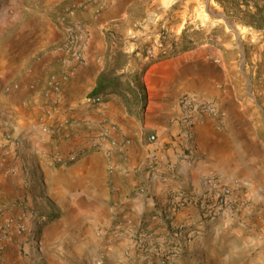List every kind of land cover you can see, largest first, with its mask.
Returning <instances> with one entry per match:
<instances>
[{
	"label": "crops",
	"instance_id": "obj_1",
	"mask_svg": "<svg viewBox=\"0 0 264 264\" xmlns=\"http://www.w3.org/2000/svg\"><path fill=\"white\" fill-rule=\"evenodd\" d=\"M90 1L86 11L69 16L65 24L78 26L88 42L83 65L72 64L65 57H43L21 72L15 63L18 52L0 55V199L5 203L4 215L31 207L47 218L41 228L44 251L34 255L36 264H140L131 244L134 233L155 230L161 236L164 229L156 218L170 196L180 187L200 196L209 190L210 180L217 178L244 194L248 209L233 218L235 226L228 225L226 217L203 224L199 241H195L199 237L180 240L182 254L171 264H212L210 251L218 240H209L218 231H222L220 250L225 251L219 257L222 264L231 258L236 264H258L264 257V226L257 222L261 212H254L253 203L264 196V150H253L258 141L249 131L244 104L230 84L229 65L210 47L152 61L145 57L142 84L146 104L140 114L131 113L116 95L92 105L90 96L112 53L100 27L138 0H112L100 21L94 14L101 0ZM63 34L64 40V28ZM136 68L128 59L118 74H133ZM239 71L243 75L242 64ZM51 75L68 76L57 93L48 84ZM132 86L139 90L134 83ZM183 94L216 101L226 111L223 122L206 119L191 129L193 153L188 161L182 159L189 145L185 140L168 145L180 132L174 120ZM246 96L260 108L248 90ZM66 120L69 123L60 134L44 132V127ZM111 125L117 128L111 137H116L118 147L91 148L88 141ZM153 135L158 138L155 143L149 141ZM84 148L85 152L66 165L52 159L56 150L69 156ZM106 149H112L111 157ZM154 155L160 163L152 169L145 167ZM173 216L174 225L192 230L199 212L188 206ZM238 220L248 222L251 235L239 227L243 225ZM217 225L220 228L213 232ZM120 231L124 238L117 240L114 233ZM127 251L130 257H126ZM0 259V264H25L16 244L8 246Z\"/></svg>",
	"mask_w": 264,
	"mask_h": 264
},
{
	"label": "rangeland",
	"instance_id": "obj_2",
	"mask_svg": "<svg viewBox=\"0 0 264 264\" xmlns=\"http://www.w3.org/2000/svg\"><path fill=\"white\" fill-rule=\"evenodd\" d=\"M67 1L0 0V55H5L11 50L18 52L15 63L18 64V70L21 72L32 63L42 60L46 53L62 42L63 28L69 22V16L86 11L92 2L87 0L83 7L80 4H84L85 0H81L76 5L72 2L68 5ZM97 6L94 17L100 21L106 10L100 11V4ZM100 30L112 47L111 56L105 61V70L116 69L118 74L128 59L137 67L135 73L124 74L126 78H123L122 83L130 80L136 85L133 81L136 76L142 83V72L145 68L143 58L147 57L149 50L154 52V59L148 58L152 61L160 59L165 50L168 53L164 58L171 56L169 53L172 52L178 54L203 47L213 49L229 65L230 84L235 97L244 104L249 131L258 141V144L254 142L253 150H264V113H262V108L264 110V30H256L233 19L223 10L218 0H138L119 12L114 20L100 27ZM184 47H187L186 51H183ZM118 54H121L119 60L116 59ZM241 64L243 75L239 71ZM246 90L252 99L255 98L260 103V108L257 109L252 105L253 102L248 100ZM123 96L125 97H118H121L128 105L131 97L129 93H126L125 87H123ZM259 180L258 177L255 185L259 183ZM242 196L245 205L249 206L245 195L242 194ZM258 197L261 200L253 203L254 208L256 207L254 212H261V218L257 222L264 226V196ZM1 200L0 215L6 213L5 203H1ZM239 214L227 215L228 225L235 226L232 220ZM238 221L244 226H239L243 230L246 229L248 232L252 230L248 222ZM217 228L220 226H215L213 232H216ZM147 232L149 231L138 230L134 233L133 243H131L134 249L138 241V233L143 238L146 237ZM218 232L220 233L217 237H214V234L209 240H218L210 251L215 260L212 259V264H222L223 260L219 257L225 252L219 247L222 231ZM123 234L120 231L117 235L114 233V236H117L118 240L123 237ZM249 234L251 235L250 232ZM195 237H199L195 238V241H199L203 235ZM247 237L251 236L247 234ZM234 245L231 248L232 252L236 248V244ZM181 254L182 250L178 256ZM125 255L130 257L131 254L127 251ZM134 255L140 264H145L141 258L142 254L137 253L136 249ZM155 256L157 257V254ZM33 261L36 264L34 258ZM228 264H236V260L231 258ZM258 264H264V257L258 261Z\"/></svg>",
	"mask_w": 264,
	"mask_h": 264
},
{
	"label": "built area",
	"instance_id": "obj_3",
	"mask_svg": "<svg viewBox=\"0 0 264 264\" xmlns=\"http://www.w3.org/2000/svg\"><path fill=\"white\" fill-rule=\"evenodd\" d=\"M85 1L86 2L80 4V6L84 7L87 3V0ZM111 1L112 0H102L99 10H107ZM64 32V40L49 53H46L45 57H65L68 58L72 64L83 65L88 50V42L82 37L80 28L76 25L68 24L64 27ZM147 53V58L154 59V52L152 50H149ZM167 53L166 50L163 51L161 58L165 57ZM67 79V75H51L48 84L52 91L57 93L60 91L63 82ZM33 87L34 86H32V88ZM89 101L92 105H99L103 102L101 97L90 98ZM177 107L179 114L174 121L180 126V132L168 143L170 147H173L178 140H185L186 143L191 144L193 141L191 129L204 120L211 119L221 123L226 117V111L218 105L216 101L206 100L194 94H183L178 100ZM68 123L69 122L66 120L55 127H44V132L51 135H58ZM116 130L117 128L114 125L105 128L102 133L94 136L88 141L90 147L93 149H101L109 145L111 148H117L119 145L118 140L116 137H111V133ZM157 140L158 138L155 135L149 138L151 143H155ZM127 143L129 142L127 141ZM190 144L182 154V159L185 161H188L193 153ZM106 150H108L107 155L111 157L112 149ZM83 152H85V148L82 150L76 149V151L69 156H65L60 150H56L52 154V159L57 164L66 165L77 159ZM159 163L158 156L154 155L145 164V167L152 169ZM28 185V181H25V187H28ZM209 186V190L200 196L191 195L182 187L178 188L170 196L166 206L159 215V219L156 218L158 225L164 229L163 234L160 238L155 239L154 237L157 235V233H155L156 231L149 230L142 242L135 244V249L137 248L142 254L141 258L145 264H171L182 250V245L179 242L180 240H192L198 235L200 227L207 222L217 221L229 214H239L242 210L248 209L247 204L245 205V201L242 198V194L231 186L219 182L217 178L211 179ZM188 206L196 207L199 212V219L193 225L194 230L189 231L188 228L183 225L178 226L173 224L176 233L168 234L166 220L171 219L173 222V214ZM47 221L46 217L40 215L31 207L12 216L6 217L4 214H1L0 255H2L8 246L16 244L20 255L24 258L25 264H34V255H40L44 251L41 228ZM161 240L166 244V248L164 249L160 246ZM155 254H157V257Z\"/></svg>",
	"mask_w": 264,
	"mask_h": 264
},
{
	"label": "trees",
	"instance_id": "obj_4",
	"mask_svg": "<svg viewBox=\"0 0 264 264\" xmlns=\"http://www.w3.org/2000/svg\"><path fill=\"white\" fill-rule=\"evenodd\" d=\"M221 3L223 10L238 22L245 26L254 28L256 30H264V0H218ZM187 47L183 48L186 51ZM170 55H175L169 53ZM116 59L121 57V54L116 55ZM164 58V57H162ZM145 71V70H144ZM123 78H126L124 74H116V69L105 70L99 77L97 81V87L92 92L90 98L101 97L102 100L110 95L123 96V87L126 88V93H129L131 100H128L127 108L132 113L135 110L136 114H140L145 109L146 104V88L140 82L139 77H134L133 81L136 82V86H139L137 91L132 86V81L127 80L122 83ZM137 99V101L135 100ZM132 101V102H131ZM131 103V104H130ZM120 225V224H118ZM117 225V226H118ZM167 233L175 234L176 230L173 227V222L171 219L166 220ZM194 230V229H192ZM189 230V231H192ZM155 239L160 238V236L154 237ZM142 235L138 233L137 243L142 242ZM137 253L139 250L136 248ZM155 258V257H154ZM147 264V263H146Z\"/></svg>",
	"mask_w": 264,
	"mask_h": 264
}]
</instances>
